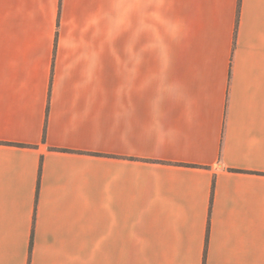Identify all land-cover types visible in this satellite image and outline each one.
<instances>
[{
	"label": "crops",
	"instance_id": "obj_1",
	"mask_svg": "<svg viewBox=\"0 0 264 264\" xmlns=\"http://www.w3.org/2000/svg\"><path fill=\"white\" fill-rule=\"evenodd\" d=\"M0 264H264V0H0Z\"/></svg>",
	"mask_w": 264,
	"mask_h": 264
},
{
	"label": "trees",
	"instance_id": "obj_2",
	"mask_svg": "<svg viewBox=\"0 0 264 264\" xmlns=\"http://www.w3.org/2000/svg\"><path fill=\"white\" fill-rule=\"evenodd\" d=\"M46 133H44V139H45Z\"/></svg>",
	"mask_w": 264,
	"mask_h": 264
}]
</instances>
